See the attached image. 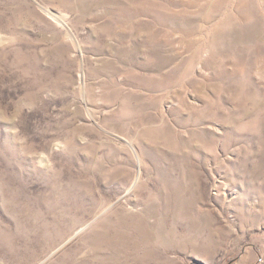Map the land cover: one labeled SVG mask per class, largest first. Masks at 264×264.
<instances>
[{"label":"rangeland","instance_id":"1","mask_svg":"<svg viewBox=\"0 0 264 264\" xmlns=\"http://www.w3.org/2000/svg\"><path fill=\"white\" fill-rule=\"evenodd\" d=\"M0 264H264V0H0Z\"/></svg>","mask_w":264,"mask_h":264}]
</instances>
